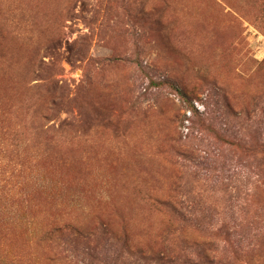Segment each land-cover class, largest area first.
I'll return each instance as SVG.
<instances>
[{"label":"rangeland","instance_id":"1","mask_svg":"<svg viewBox=\"0 0 264 264\" xmlns=\"http://www.w3.org/2000/svg\"><path fill=\"white\" fill-rule=\"evenodd\" d=\"M0 264H264V0H0Z\"/></svg>","mask_w":264,"mask_h":264}]
</instances>
